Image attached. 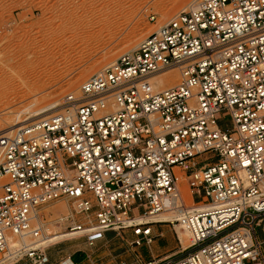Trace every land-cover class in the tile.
<instances>
[{
    "label": "built area",
    "instance_id": "built-area-1",
    "mask_svg": "<svg viewBox=\"0 0 264 264\" xmlns=\"http://www.w3.org/2000/svg\"><path fill=\"white\" fill-rule=\"evenodd\" d=\"M173 68L177 82L156 88ZM60 100L0 124V264H52L30 241L37 210L60 198L74 236L131 229L130 245L150 244L151 217L176 213L162 222L189 245L164 264H264V0H191Z\"/></svg>",
    "mask_w": 264,
    "mask_h": 264
},
{
    "label": "rangeland",
    "instance_id": "rangeland-1",
    "mask_svg": "<svg viewBox=\"0 0 264 264\" xmlns=\"http://www.w3.org/2000/svg\"><path fill=\"white\" fill-rule=\"evenodd\" d=\"M190 1L0 0V78L4 84H0V124L10 127L12 120L29 118L20 123L24 124L60 110V99L66 93H76L82 81L132 49ZM150 12L156 14L154 24L146 18ZM113 22L120 26L116 32L110 28ZM128 37L134 40L131 46L125 44ZM73 79L76 81L71 83ZM54 98L53 109L32 117V109ZM218 122L223 129L229 127V115L221 113ZM70 206V200L60 198L39 208L51 213L42 220L46 235L52 238L43 242L52 264L61 263L74 251L79 257L72 261L81 260L79 264H164L184 254L174 225L166 222L154 223L153 242L139 246L128 243L136 238L131 229L119 231L123 239L114 237L112 231L55 238L56 232H67L65 223L56 219L66 215ZM13 264L30 262L23 257Z\"/></svg>",
    "mask_w": 264,
    "mask_h": 264
},
{
    "label": "bare ground",
    "instance_id": "bare-ground-1",
    "mask_svg": "<svg viewBox=\"0 0 264 264\" xmlns=\"http://www.w3.org/2000/svg\"><path fill=\"white\" fill-rule=\"evenodd\" d=\"M121 23V22H120ZM119 26V24H116V23H112L111 25H110V28H111V31L112 32H116L117 31V27ZM120 27V26H119ZM125 29V28H124ZM113 34V33H112ZM136 37V36H135ZM127 38V37H126ZM136 40V39H135ZM133 42H134V40L132 39V38H129L128 37V39H126V41H125V44H128V45H132L133 44ZM134 46L135 45H133V47L132 48H134ZM130 50V49H129ZM106 57V56H105ZM104 57V58H105ZM109 59V58H108ZM172 74V78L171 77H169V75H171ZM6 77V76H5ZM7 78V77H6ZM5 78V79H6ZM3 79L2 78H0V84H3L2 81ZM177 80H178V72H176V68H173V69H170V70H167V71H165V72H161V73H158V74H156V75H154L152 78H151V81L153 82V84L155 85V87L156 88H161V86H164L165 84H166V82L168 83V85L167 86H165V87H168V86H171V85H174L176 82H177ZM76 80H72L71 81V83H74ZM6 83H8L7 81H6ZM4 85V84H3ZM53 98V97H52ZM57 102V99L55 100V98L54 99H52L51 101L49 100V103L48 104H46V105H42V106H39L38 108L36 107L35 109H32L30 112H32V113H34V114H32V117H37V116H39V115H42V114H44V113H46V112H48V111H50L51 109H53L54 107H55V103ZM11 119V118H10ZM27 119H29V118H26V119H23V120H21V121H19V122H17L16 120H12L10 123V127H9V129L10 128H13V127H15V126H17V125H19L20 123H22V122H24V121H26ZM18 120V119H17ZM4 126V125H3ZM5 127V126H4ZM7 127V126H6ZM180 182L181 183H183V181L181 180V178H180ZM183 185V184H182ZM181 190H182V192H183V194H184V198H185V200H186V202H187V204H189V203H191V199H190V195H188V193H187V191H186V188L185 187H182L181 186ZM67 209V208H66ZM69 211H70V208L68 207V212H67V214L69 213ZM38 214H43L44 216H46V217H48L49 215H51V213H46L45 211H40V209L39 210H37V212H36V216H35V221H37L41 226H42V233H41V235L39 236V237H37L36 239H34V240H31L30 241V244L32 245V246H34V247H41V248H44V247H46V246H43L44 245V241H47L49 238L50 239H52L50 236H48V235H46V233H45V229H46V224H45V221H43L40 217H38ZM67 214L66 215H62V216H59L56 220H58L59 222H61L62 223V221H61V219H62V217H65V216H67ZM178 217V214H176V213H160V214H158V215H156V216H153V217H151V219H152V221H156V222H162V221H174V219H176ZM145 220H147V218H145V217H143V216H137L136 218H135V221L136 222H143V221H145ZM174 228L176 229V231H177V233L179 234V237H180V241H181V243H182V245H183V247L185 248V247H187L188 245H189V241H188V233H187V231H185V230H182L181 229V226L180 225H178V224H176V223H174ZM77 234H80V232H75V233H70L69 231L68 232H65V234L63 233V232H56V236H54L55 238L56 237H63V236H68V237H71V236H74V235H77ZM53 237V238H54ZM67 237V238H68ZM13 259L14 258H8L6 261H4V263L3 262H1V264H5V263H7V262H12L13 261ZM70 262H69V259L67 258V259H65L64 261H61V263H59V264H69Z\"/></svg>",
    "mask_w": 264,
    "mask_h": 264
},
{
    "label": "crops",
    "instance_id": "crops-1",
    "mask_svg": "<svg viewBox=\"0 0 264 264\" xmlns=\"http://www.w3.org/2000/svg\"><path fill=\"white\" fill-rule=\"evenodd\" d=\"M190 195V194H189ZM183 196H184V194H183ZM185 199V198H184ZM190 199L194 202V197H190ZM185 202H186V200H185ZM187 203V202H186ZM263 230H264V227H263ZM104 235H105V233H103ZM117 235L114 233V237H116ZM256 236H257V238L260 240V241H262L263 239H264V232L262 231V227H257V229H256ZM74 256H76V257H79V253H77V251H74L73 253H72V255H70V259H69V262L71 263H73V264H79L80 263V261H78V262H73L72 261V258L74 257ZM69 263V264H70Z\"/></svg>",
    "mask_w": 264,
    "mask_h": 264
},
{
    "label": "trees",
    "instance_id": "trees-1",
    "mask_svg": "<svg viewBox=\"0 0 264 264\" xmlns=\"http://www.w3.org/2000/svg\"><path fill=\"white\" fill-rule=\"evenodd\" d=\"M74 257H76V256H74Z\"/></svg>",
    "mask_w": 264,
    "mask_h": 264
}]
</instances>
